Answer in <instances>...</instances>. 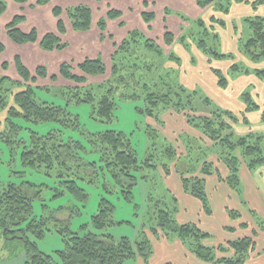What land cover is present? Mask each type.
<instances>
[{"label":"trees","instance_id":"obj_1","mask_svg":"<svg viewBox=\"0 0 264 264\" xmlns=\"http://www.w3.org/2000/svg\"><path fill=\"white\" fill-rule=\"evenodd\" d=\"M190 1L202 10V16H189L184 10L176 9L178 6L173 5L172 0H142L140 6L130 7L129 12L106 3L108 11L99 16L98 21L94 18L95 8L89 3L65 8L54 4L51 11L57 22L55 31L43 32L26 15L25 10L31 7V0H13L19 12L16 7L10 8L6 0H0V55L8 48L12 49L11 58L7 59L5 55L1 62L4 73L0 72V114L6 112V116L2 121L0 136L13 149L21 145L24 166L53 175L58 180L61 187L55 196L68 193L85 203L89 193L79 182L96 184L97 179L105 178L104 174L108 172L113 185L106 181L104 190L113 192L107 186L109 184L120 188L127 202H131L133 189L141 179H146L143 175L139 176L142 168L162 167L169 174L173 170L171 163L176 161L175 172L181 177L183 188L201 200L203 209L211 215L213 210L207 178L214 174L221 176L216 162L227 166L224 182L239 196L242 193V165L245 163L250 169L264 166V133L251 130L242 135L235 129L242 123L249 125L247 115L254 111L263 110L261 116L264 122V109L255 95L250 90L242 91L241 100L246 106L236 113L218 106L199 85L200 88L190 87L181 78L184 61L190 57L193 65L198 64V52L212 65L207 68L216 76V83L222 89H228L230 81L241 75L254 73L264 79V67L249 66L263 65L264 62V0ZM52 2L36 0V5L45 7ZM249 2L254 9L262 7L263 10L260 15L244 18L241 30L239 25L233 24L239 37V53L225 52L221 45V30L227 27V18L234 5ZM131 13H135V18L130 17ZM66 14L69 24L63 19ZM95 21L101 31L100 40L110 41L111 51L93 52V48L84 46L78 52L74 51L70 32H80L78 37L74 36L76 42V39L83 38L84 33L93 30ZM8 42L16 46L11 48ZM30 44H39L40 49L48 53L59 52L67 56L56 54L53 57L35 58L20 55L17 50L22 51ZM145 57L150 58L147 60L150 62L145 63ZM217 61H229L231 65L227 71H223L220 67H214ZM50 62H54V69L58 63L57 74L50 72ZM73 62H76L75 67ZM108 64L112 69L109 83L100 80L88 88L76 87L75 94L66 100L65 105L49 103L38 95L45 88L38 83L39 79L50 78L57 82L61 76L80 84L91 77L101 79L108 72ZM11 66H14L18 78L5 74ZM75 70L78 72L75 73ZM46 88L51 90L52 87ZM199 99L201 107L197 104ZM138 100L143 105L136 110L152 124L150 128L156 138L160 137L161 129L168 126V119L165 118L171 113L183 115L189 126L200 131L206 143L210 144L203 142L204 149L196 147L197 142L194 145L192 141L195 138L185 132L178 140L184 142L186 155L177 156L178 148L171 143L164 149L168 161H153V153L149 158L140 160L129 136L123 131L106 128L99 133H85L79 115L69 112L72 104H90L96 119L111 123L120 102ZM16 119L37 124L55 123L62 129H53L44 134L32 131L29 139H25L21 137L23 128L16 123ZM62 130L69 133L79 131L88 140L89 148L73 138L65 140ZM186 134L189 135V142L184 141ZM86 153L98 158L99 163H83L85 158L82 157ZM191 155L197 156L196 159H191ZM34 187L33 182L27 181L21 184L9 182L0 188V236L4 239V248L10 251V258L21 251L27 256L25 264H135L137 257L150 264L154 247L144 231L147 225L142 224L133 241L124 236L118 240L110 229L121 221L114 219L115 204L109 198L103 197L90 222L74 231L70 227L72 218L60 220L53 214L41 217L35 214L34 202L38 197L42 198L43 189L36 191ZM154 205L157 217L149 227L152 235L159 238L179 237L189 251L208 263L247 264L256 246V232L253 237H240L212 248L205 244L210 233L197 223L182 224L176 221L177 205L170 208L167 199L157 200ZM64 207L61 210L67 208ZM229 215L235 220L241 216V211L230 209ZM53 221L65 241L64 248L57 251L56 256L41 251L37 244V240L44 238L46 231L50 230ZM263 224V221L259 223L261 227Z\"/></svg>","mask_w":264,"mask_h":264},{"label":"rangeland","instance_id":"obj_2","mask_svg":"<svg viewBox=\"0 0 264 264\" xmlns=\"http://www.w3.org/2000/svg\"><path fill=\"white\" fill-rule=\"evenodd\" d=\"M32 5L31 7H28L25 11H42V15H45L46 10H49L47 8V5L44 6H38L36 5V0H31ZM96 1V0H95ZM99 1L97 6H94V18L97 20L99 16L105 15V13L108 11V7L105 0H97ZM96 1V2H97ZM50 7V6H48ZM97 7H101L100 9H97ZM18 9V7H16ZM29 9V10H28ZM107 10V11H106ZM262 8H256L252 10L251 16L261 14ZM53 17V21L56 22L55 16L53 14L51 15ZM64 21H67L69 24V18L66 15L63 16ZM57 23V22H56ZM237 24V23H236ZM243 24V23H242ZM240 25L239 30L243 29V25ZM48 25V24H47ZM56 26V25H55ZM72 42L74 45L72 46L75 48V38L74 33ZM12 49L9 50L6 49V52L3 55H0V72L4 73V70L1 68V62L4 60L3 56H7V59L11 58ZM9 54V55H8ZM64 56V54H60ZM67 56V54H66ZM64 56V57H66ZM74 56V55H73ZM79 54L77 55V57ZM71 57V56H69ZM80 57V56H79ZM78 57V58H79ZM150 58H144L143 60L145 63H148L150 61H147ZM152 59V58H151ZM76 62H73L74 67ZM173 63H169L168 65H171ZM260 64V63H259ZM257 65L252 64L249 65L251 68H263V65ZM58 63L55 65V69L53 68L54 62H50V72L58 73ZM110 66V64H108ZM111 66L108 68V72L103 75L101 79L99 78H90L88 81L77 84L72 81H67L63 79L61 76L58 77L57 82H53L50 80V78L46 79H39L38 83L45 88H42L41 91L38 92V95L40 96V99L48 101L49 103H56L65 105L67 102L66 100L71 99L72 96L75 94L74 89L76 87L78 88H88L93 83H98L100 80L103 82L110 81L112 78L110 77L111 74ZM78 72L75 70V73ZM5 74H8L12 76L13 78H18V74L14 68V66H11L9 70L5 72ZM252 75V74H251ZM250 82L252 83L248 85V87L245 90H250L252 94L253 89L255 85L260 86V84L263 86L264 79L262 78H255L253 75L249 78ZM257 80V82H256ZM103 84V83H102ZM47 86L52 87L51 90H47ZM197 87H199L197 85ZM200 88V87H199ZM202 88V87H201ZM203 90V88H202ZM205 93V91L203 90ZM212 90L209 93H205L208 95H212ZM120 94V91H118V96ZM74 102V101H73ZM72 102V103H73ZM198 106L199 103H201L200 99L197 101ZM143 105V102L141 100H138L137 102L134 101H127V102H120V104L116 108L115 117L111 123H102L99 119H96L92 115V106L90 104L82 103L81 105L72 104L69 107V112H72L74 114H78L80 118V124L82 125V131L85 133H99L101 131H105L106 128H111L114 130H120L123 131L127 136H129V139L131 141V144L134 146V148L137 151V155L140 157V160L147 159L151 156L153 153L154 157L153 161L157 162H166L168 161L167 155L164 153V149L167 147L168 144L173 143L174 141L176 147L178 148L177 156H181V154L184 152L186 153V148L184 142L178 140L179 137H175V135L172 137V133L168 132L167 134L162 130L159 132L160 137L156 138L155 135H153V132L151 130L150 122L148 119L143 116L136 108L138 106ZM201 107V106H200ZM6 116V112H3L0 114V128L2 127V121ZM253 117V116H252ZM167 120V118H165ZM16 123H18L22 128L23 131L21 132V137L25 139H29V135H32V131L39 132L40 134L48 133L49 131L56 129H62L60 126L55 125V123H34L25 121L24 119H16ZM180 123H176L174 120L168 119V130L170 128L179 129ZM62 135L65 136V140H70L71 138L75 139V141L84 143L85 147L88 146L87 139H85L84 135H81L79 131H71L70 133L62 130ZM168 135V137H167ZM181 136V135H179ZM188 137V140L186 139ZM193 137V136H192ZM184 141H190L189 135H185ZM196 147L200 146L201 149H204V143L201 142L200 139H196L195 141ZM206 141V140H205ZM173 143V144H174ZM210 142H207L206 145H209ZM204 145V146H203ZM16 146V144H15ZM89 148V147H87ZM190 148V147H189ZM195 148V147H194ZM192 149V148H191ZM190 149V150H191ZM196 150V149H194ZM21 152L22 148L21 145L15 149L11 148L10 144H8L1 136H0V188L9 182H15L17 184H21L22 182H33L36 187L34 189L37 191L40 188L43 189L42 191V198L38 197L34 202V212L37 216L42 215H50L53 214L56 218L60 220H69L71 219V225L70 227L72 230H79L81 229V225L84 223H89L91 220V217L93 214H95L99 207L100 200L105 197L109 198L114 204H115V211H114V219L117 222H120V224L114 225L110 230L114 237H116L118 240L121 239L123 236L129 238L131 241L137 237V233L139 229L142 227V224L145 223L147 226L144 227V231L148 235L150 239L155 238L156 235H152L149 227H151L154 223V218L156 213L155 203L157 200L165 201L167 199L170 203V208L176 206L179 204V200L176 197V194H173L164 183L161 182V176H160V170L157 167H148V168H142L140 172V177L143 175L146 177V182H143L141 179L140 182L135 186L134 190V196L132 198L131 202H127V200L124 198V193L120 190V188H114V186L110 180L109 173L106 172L105 178H99L97 179L98 182L96 184L89 183L87 181H80L79 184L86 189V191L89 193L88 200L85 203H82L74 198H72L68 193L65 194V196H55L57 193V189L61 187V184L56 180V178L51 175H47L43 171H38L31 166H24L21 160ZM198 152V151H195ZM186 155V154H185ZM197 156L191 155V159L195 160ZM82 158H85V162H96L99 163L98 158H94V155L86 153ZM143 158V159H142ZM173 162L171 163V165ZM171 173V172H170ZM169 173V174H170ZM168 174V175H169ZM220 180H224L223 175H221ZM149 181H148V180ZM106 181H110L111 185L110 189H112L113 192L109 193V191H105L103 184ZM42 185V187H40ZM242 186V185H241ZM242 192L244 190L243 186ZM65 191V190H64ZM243 199L245 200L244 194L241 193ZM193 196V195H192ZM173 198V199H172ZM174 199H177L175 202ZM197 199V198H196ZM201 201V200H200ZM202 203V202H201ZM46 205V206H44ZM137 205V206H136ZM66 206L67 208L65 210H61V207ZM65 208V207H64ZM74 211V212H73ZM55 221L51 222L50 230L46 231L44 238L37 240L38 247L41 251L49 253L53 256H56L57 251H60L65 246V241L61 235V233L58 231V229L55 227ZM88 225V224H87ZM13 246V245H10ZM218 248V247H215ZM10 251L6 250L4 248V239L0 236V264H22L21 262V251L16 252L15 256L13 258H10ZM219 255V254H218Z\"/></svg>","mask_w":264,"mask_h":264},{"label":"crops","instance_id":"obj_3","mask_svg":"<svg viewBox=\"0 0 264 264\" xmlns=\"http://www.w3.org/2000/svg\"><path fill=\"white\" fill-rule=\"evenodd\" d=\"M97 1V0H96ZM95 0H53L52 4L47 5L49 10H46L45 15H42V11H29L26 12L28 20L34 22L38 29L44 31H55L56 22L53 21L52 7L54 4L60 5L63 8L68 6H74L78 3H89L94 8L97 6L98 2ZM106 3L112 4L115 7L122 8L130 11V7L139 5L142 0H105ZM9 7H16L13 0H6ZM173 5L178 6L176 9L184 10L189 16L199 17L202 16V10L198 8L190 0H172ZM50 6V7H48ZM19 8V7H18ZM98 8V7H97ZM137 8V7H136ZM262 8V7H261ZM254 7L249 3H237L232 8L230 15L227 18V27L221 30L222 38V49L225 52L232 51L239 53V37L236 35L233 24H242L244 18L249 17L252 14ZM263 10V9H262ZM19 12V9L17 10ZM131 18H135V13L130 14ZM139 18V17H137ZM96 20V19H95ZM98 21V20H97ZM94 24L93 30L89 33H84L82 39H76L75 50L79 51L83 46L85 48H93V52H110L111 46L108 40H100L101 31H99L96 22ZM48 24V25H47ZM80 32H74V36L78 37ZM8 46L13 48L16 44L8 42ZM16 49V48H15ZM19 54L23 57L35 58L39 57H53L52 55L61 54L59 52H45L40 49L39 44L37 45H27L24 50L19 51ZM90 51V50H89ZM198 64H192L190 62V57H188L181 68V78L182 81L189 85L190 87H195L199 85L203 88L205 93H209L212 90L213 100L219 106H223L227 109H232L236 113H240L245 109L244 103L241 100V92L244 91L253 80H249L250 76L258 78L254 73L252 75H241L237 79L230 81V86L228 89H222L216 83L217 79L213 72L210 71L208 67L212 66L207 63V58L203 57L200 53H196ZM62 56V55H61ZM214 67H220L223 71H227L231 63L217 61L214 62ZM253 66V64H252ZM185 68V69H184ZM257 82V80H256ZM258 83V82H257ZM253 93L256 100L262 109H264V84L263 86L255 85ZM263 111V110H262ZM261 110L254 111L251 115H247L250 118V124H240L236 126L239 134L247 133L251 130L264 133V122L262 121ZM167 119L174 120L176 123H180L179 129L168 130V126L162 128L166 134L171 132L172 137H179L183 133L187 132L194 138L200 139L206 144V138L198 130L193 129L186 122L187 120L183 115L177 114H167ZM253 116V117H252ZM168 137V135H167ZM169 138V137H168ZM175 141V140H174ZM172 140V142L174 143ZM210 144V143H209ZM184 152L181 156H184ZM175 162L171 165L173 170L168 175L159 167L161 182L173 193L176 194L179 204L177 205L176 221L182 224L195 222L207 233H210V237L205 241L206 245L213 247H219L224 245L227 241H233L240 237L252 236L256 232L255 242L256 246L248 257L247 264H264V224L263 227L259 225L261 221L264 222V166L258 167L256 169H250L247 164L242 165L240 174L242 180L243 199L242 195L239 196L233 191L224 180H220L219 176L214 174L207 178L208 195L210 199V204L212 206V214L208 215L203 209L202 203L199 199H196L190 193L185 191L183 188L181 177L175 172ZM218 164L217 169L220 175L223 177L227 176L228 168L222 162H216ZM148 180V179H147ZM146 182V180H142ZM149 181V180H148ZM141 184V182H140ZM245 204V205H244ZM238 209L241 211V216L235 220L230 218L229 210ZM251 208V212L249 211ZM152 247H154V253L151 256L150 264H167L168 262L172 264H212L200 260L194 253L189 251L188 247L183 244L182 240L178 237L166 238L157 237L151 239ZM135 264H145L141 257L136 258ZM27 256L25 252L21 253V262L25 264ZM216 264V263H214Z\"/></svg>","mask_w":264,"mask_h":264}]
</instances>
